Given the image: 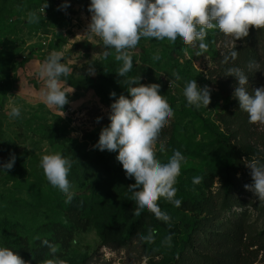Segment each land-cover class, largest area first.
<instances>
[{
  "label": "rangeland",
  "instance_id": "1",
  "mask_svg": "<svg viewBox=\"0 0 264 264\" xmlns=\"http://www.w3.org/2000/svg\"><path fill=\"white\" fill-rule=\"evenodd\" d=\"M46 2L49 6L43 13L44 0H0V164L15 155L12 169H0V246L11 248L23 259L27 258L24 250L39 253L41 261L173 264L185 250L188 235L218 238L231 220L237 222L244 208L225 211L221 218L195 230L210 216L206 204L225 180L226 165L233 162L230 151L241 155V161L233 165L236 177L250 162L248 157L264 158V125L249 123L248 114L239 109L233 96L238 81L226 76L233 66L230 60L222 62L235 41L218 29L211 30L204 41L208 50L197 55V48L185 46L179 38L175 43L142 38L131 50V71L120 77L122 62L115 60L114 49H106L99 37L87 33L90 0ZM32 11L38 23L28 22ZM53 51L61 53V62L71 69L67 77L60 78L65 91L73 90L63 111L47 107L39 98L44 80L37 68ZM105 51L110 53L107 57ZM157 55L159 59H154ZM84 66L83 73L79 69ZM242 71L248 76L245 87L250 94L264 86V58ZM139 76L140 83H158L174 110V117L160 132L165 151H159L158 143L157 158L166 163L177 150L185 157L175 185L180 205L165 199L158 202L170 217L167 222L146 209L139 216L133 214L136 203L128 186L135 183L134 178L126 177L116 159L118 153L94 147L110 123L111 103L121 94L128 96L127 77ZM193 79L201 88L210 89L208 108L187 104L183 90ZM112 92L115 97L110 96ZM10 105L20 107L19 118L8 115ZM56 152L72 161L71 197L80 195L92 201L90 208L76 209L77 221L61 210L62 202H69L68 194L53 187L40 167L43 155ZM195 177L201 178L199 183H194ZM243 220L260 231L262 221L251 209ZM148 235L151 241L143 239ZM45 240L59 250L52 254ZM195 243L193 253L217 260L242 252L239 243L218 241L205 248ZM242 254L249 256L245 251ZM250 261L264 264V252H253Z\"/></svg>",
  "mask_w": 264,
  "mask_h": 264
},
{
  "label": "clouds",
  "instance_id": "2",
  "mask_svg": "<svg viewBox=\"0 0 264 264\" xmlns=\"http://www.w3.org/2000/svg\"><path fill=\"white\" fill-rule=\"evenodd\" d=\"M48 6L44 0L40 11L44 13ZM88 11L91 18L87 33L99 37L106 49H114L115 60L122 62L117 73L120 77H125L131 71V50L137 47L142 38L167 39L172 43L179 38L185 46L197 48V55H202L208 50L204 41L211 30L218 29L237 42L247 37L252 27L264 29V0H90ZM28 22H39L35 11L28 13ZM235 47L233 44L228 54L223 55V63L238 57ZM109 54L108 51L104 52L105 57ZM154 59H159V56ZM61 61V53L53 51L39 65L37 73L44 80L39 98L47 107L63 111L69 103L68 94L73 90L67 92L63 89L60 78L67 77L71 69ZM174 75L176 80L180 79L178 74ZM226 76H235L238 81L233 96L238 99L239 109L248 114L249 123L264 125V86L250 94L245 87L248 76L241 69L229 68ZM140 79V76L127 77L128 96L121 94L111 103L110 123L101 130L94 147L100 151L118 153L116 159L126 177L134 178L135 183L128 186L136 203L133 214L139 216L146 209L157 219L167 222L170 217L160 209L158 202L165 199L176 206L180 205L181 201L175 199V185L185 157L177 150L166 163L157 158L158 143L159 151H165L160 132L174 117V110L165 95H161L158 83L143 84ZM183 94L187 104L197 109L201 106L208 108L211 103L210 89L207 86L201 88L195 79L186 84ZM110 96L115 97L116 93L112 92ZM9 107L8 115L19 118L20 107ZM14 163L13 154L8 162L0 164V169L10 170ZM245 165L251 170L253 181L251 185H244L245 189L264 202V165L258 166L255 160ZM71 166L72 161L59 152L40 158V167L47 181L68 194L69 199L71 183L68 176ZM200 180V177H195L194 183ZM143 239L151 241L152 236ZM44 244L52 254L59 250L58 245L49 244L47 240ZM0 264L29 262L11 248L0 246ZM42 264H66V261L55 258L47 259Z\"/></svg>",
  "mask_w": 264,
  "mask_h": 264
},
{
  "label": "trees",
  "instance_id": "3",
  "mask_svg": "<svg viewBox=\"0 0 264 264\" xmlns=\"http://www.w3.org/2000/svg\"><path fill=\"white\" fill-rule=\"evenodd\" d=\"M235 49L238 51V57L235 60L230 59V63L233 68H239L241 70H247L250 65L254 63H260L262 58H264V29L258 30L254 27L250 28L249 35L242 40L235 41ZM88 66V65H87ZM87 66L81 67L79 70L83 73L85 72ZM230 156L233 158V162L231 165H226V176L225 180H221V184L219 188L214 193L213 198L206 204V207L211 211L209 212L210 216L204 217L200 222L199 226L196 228V232L201 228V226L206 225L212 219L216 220L222 217L225 211L231 210L234 207H242V213L237 215L235 219L237 222L228 224L227 229L219 235V237L215 239H207V238H198L194 239L191 235L187 236V245L185 246V250L181 252V254L176 258L173 264H252L250 261V254L253 252H264V202L258 200V198L254 195V193L250 190H246L244 185H251L253 183L251 178V170L248 167H245L240 171L239 176H235L236 168L233 167L237 161H241L240 154L238 152L230 151ZM250 161H252V157H248ZM255 161L258 162V166L262 165L264 162L263 156L258 157L255 156ZM229 175H232V179H229ZM61 204V210L70 218L72 221L78 220V212L77 208L80 210H85L91 207L92 201L88 200L85 197L80 195L72 196L69 199V202ZM251 209L255 217L261 219L262 227L259 232L257 230L251 228V224L246 222L244 223L243 218L246 213ZM208 214V215H209ZM56 229V227H53ZM59 229L62 227L59 226ZM56 231V230H55ZM196 240L197 243L194 245H198V247L205 248L209 246L211 243L221 242L222 245H233L235 243H239V247L242 249V252H247L249 256H245V254H239L237 257H227L225 259H214L206 256L205 254L199 255L198 252L192 251V241ZM238 241V242H237ZM251 246H256V250H250ZM188 251V252H187ZM192 252L189 263L188 254ZM27 256L24 258L25 261H28L29 264H42L44 260H39L41 254L35 253L32 251H23V255ZM222 254V253H220ZM202 256V257H200ZM66 264H83V259L76 260L74 262L66 261Z\"/></svg>",
  "mask_w": 264,
  "mask_h": 264
}]
</instances>
